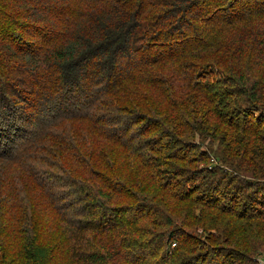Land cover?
Returning <instances> with one entry per match:
<instances>
[{
    "label": "trees",
    "instance_id": "1",
    "mask_svg": "<svg viewBox=\"0 0 264 264\" xmlns=\"http://www.w3.org/2000/svg\"><path fill=\"white\" fill-rule=\"evenodd\" d=\"M0 264H264V0H0Z\"/></svg>",
    "mask_w": 264,
    "mask_h": 264
},
{
    "label": "rangeland",
    "instance_id": "2",
    "mask_svg": "<svg viewBox=\"0 0 264 264\" xmlns=\"http://www.w3.org/2000/svg\"><path fill=\"white\" fill-rule=\"evenodd\" d=\"M35 90H37V91H39V89L38 88H35ZM46 92H48V91H46ZM46 92H44V93H46ZM28 98V97H27ZM31 99H32V106H34L36 109H38L39 110V108L41 107L40 105L42 104V102L41 101H43L44 99H42L40 96H38L37 95V93H35V92H33L32 93V95H31ZM23 104V103H22ZM21 104V105H22ZM34 104V105H33ZM36 111V110H35ZM37 115H39V114H37ZM34 116V115H33ZM33 116H32V118H33ZM41 117H40V115L38 116V119H40ZM36 122H38V120L36 119ZM77 125V123H76V121H73L72 122V126L73 125ZM38 125V128L37 129H41L44 125H41V124H37ZM46 128H47V126H46ZM70 128V124L69 123H65V124H61V126L59 127V129H63V130H66V129H69ZM212 155H214V153L212 154ZM8 172H10L9 174H11V173H14V171L12 170V168H11V170H9ZM11 180H12V182H13V187L14 188H16V187H18L21 183L20 182H18L17 180H14L13 181V178H12V176H11ZM4 189H7V187H4ZM4 189H3V192H4ZM26 194V193H25ZM27 195V194H26ZM29 200V199H28ZM25 202V201H24ZM30 206H31V204H30ZM28 209H30V208H26V210H27V212H28ZM48 235H50L49 233L48 234H45V235H43L42 236V241L45 239V238H48L49 236Z\"/></svg>",
    "mask_w": 264,
    "mask_h": 264
}]
</instances>
